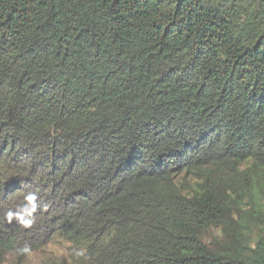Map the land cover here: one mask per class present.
I'll list each match as a JSON object with an SVG mask.
<instances>
[{
	"label": "trees",
	"instance_id": "trees-1",
	"mask_svg": "<svg viewBox=\"0 0 264 264\" xmlns=\"http://www.w3.org/2000/svg\"><path fill=\"white\" fill-rule=\"evenodd\" d=\"M52 243L264 264V0H0V264Z\"/></svg>",
	"mask_w": 264,
	"mask_h": 264
},
{
	"label": "rangeland",
	"instance_id": "rangeland-1",
	"mask_svg": "<svg viewBox=\"0 0 264 264\" xmlns=\"http://www.w3.org/2000/svg\"><path fill=\"white\" fill-rule=\"evenodd\" d=\"M60 244H49L44 250L31 252L24 264H50L61 263L63 258H67L65 251L59 246ZM18 259L15 258V263Z\"/></svg>",
	"mask_w": 264,
	"mask_h": 264
}]
</instances>
